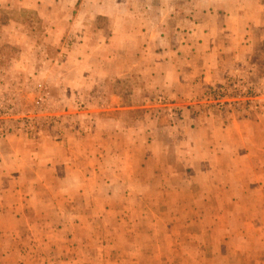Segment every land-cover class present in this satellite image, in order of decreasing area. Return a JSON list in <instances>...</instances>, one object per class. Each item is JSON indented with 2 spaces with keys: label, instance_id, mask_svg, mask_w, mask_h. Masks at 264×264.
Returning <instances> with one entry per match:
<instances>
[{
  "label": "crops",
  "instance_id": "0c3cea01",
  "mask_svg": "<svg viewBox=\"0 0 264 264\" xmlns=\"http://www.w3.org/2000/svg\"><path fill=\"white\" fill-rule=\"evenodd\" d=\"M55 2L0 0V99L39 97L38 84L53 81L48 73L47 81L40 78V66L49 67L53 60L42 53L26 18H54ZM110 3L109 11H98V35L105 38L98 52L106 53H98L93 80L86 85L79 73L62 81L66 106L93 90L98 107L81 111L70 106L65 113L79 114V122L64 125L62 135L0 139V258L6 255L13 264H90L92 259L98 264V225L117 227L121 207L134 209L131 202L143 183L154 184L153 193L164 200L188 192L185 183L190 193L195 187L202 195L198 203L193 201L199 208V202H208L206 194H243L246 178L264 177L263 111L224 122L215 116L195 118L188 108L196 96L232 77L264 87V0ZM48 28L46 33L55 32ZM7 49L16 55L3 57ZM90 63L77 60L84 68ZM162 104L181 111L182 118L169 128L171 136L148 116ZM233 134L234 141L229 139ZM163 147L177 151L169 155ZM136 153L146 163L159 157L162 169L138 174L144 161ZM247 161L257 164L247 171ZM231 162L244 165L232 172L240 180L236 188L222 180L232 176L226 166ZM201 165L214 168L221 179L217 189L204 184L214 174L199 170ZM142 203L147 209L156 207L144 196ZM159 208L169 209L164 203Z\"/></svg>",
  "mask_w": 264,
  "mask_h": 264
},
{
  "label": "rangeland",
  "instance_id": "374dc122",
  "mask_svg": "<svg viewBox=\"0 0 264 264\" xmlns=\"http://www.w3.org/2000/svg\"><path fill=\"white\" fill-rule=\"evenodd\" d=\"M110 1L56 0L54 9L51 8L57 15L54 18L45 20L37 14L27 16L28 24L33 27V38L44 49L42 53L44 51L45 55L53 60V64L49 67L40 66L38 69L40 78L47 81L45 74L48 73L49 79L53 81L45 82L46 85H43L42 82L38 84L39 97H23L19 101L15 97L0 99V103L10 105L12 116L23 117L21 121L15 118L8 120L6 124L10 132L0 139H5L13 134H24L27 137L36 134L38 137L62 135L64 125L71 122L75 125L76 122H79L77 119L79 114L72 113L73 111L65 113L70 109V106L81 111L94 110L98 107V93L93 90H87L91 97L72 98L70 105L66 106L65 100L68 97L63 92L62 81L64 76L68 78L71 76L73 79L74 75L79 73H83L86 85L90 80H93L91 76L95 70L98 71V53L100 56L106 53L105 51L98 52V43L105 40L103 35H98V11L100 12V8L101 11H109ZM104 19H107V24H109V18ZM50 26L55 30L53 34L46 33ZM60 29H63L64 32L60 33ZM2 54L7 59L16 55L15 51L11 49L4 50ZM78 58L89 59L90 66L84 68V66L78 65ZM240 78L244 79L241 76L232 77L220 87L196 96L192 104L188 106L191 115L195 118L215 116L219 120L227 122L228 119L239 120L252 111L264 112V87L258 89L255 82L246 78L261 94L262 99L257 104H252L247 110L233 105L218 110L206 104L214 91L225 87L230 80ZM95 85L91 84V87ZM165 104H162V108L153 109L155 112H150L148 116L159 121L158 127L162 128L164 132L168 131L167 135L171 136L174 133L169 130L174 128L175 119L180 120L182 116L180 110L164 106ZM166 107H170V110L164 111L167 109ZM260 113L264 115V113ZM230 137L232 138L229 139L234 141L236 135L233 134ZM162 150L171 155L175 154L177 148L170 151L163 147ZM143 152H141L142 155ZM234 153L238 156L240 150L235 149ZM137 154L136 159L139 158L140 161L146 159L141 154ZM145 161L143 169L137 170L138 174L146 175L149 170L152 172L158 166L160 169L156 171L157 173L162 169L161 165L163 164L159 157L155 158L153 162L146 163ZM227 164L231 167L229 170L231 174L240 171L244 166L241 162L226 163V166ZM256 164L247 161L245 163L247 171H250ZM263 165L264 159L262 160ZM211 167H214V164ZM147 168L149 169L147 170ZM203 168L207 169L208 173H215L214 168L211 170L208 165H201L199 170ZM232 168L235 170L231 171ZM201 179L202 177L198 178L199 183H201ZM205 179L204 184L209 189H217L221 180L215 174ZM222 180L231 188H236L240 182L233 174ZM142 181L144 180L142 179ZM262 181H264V177L246 178L243 194H206L204 196L209 199V203L201 201L198 205L199 208L194 207L193 201L198 203L202 195L195 187L190 188L193 189V192L190 193L189 186L185 183L183 188L188 192L179 195L180 198L172 193L166 196L167 200H164L162 196L153 193L154 184L150 186L148 182L143 183L138 188L140 192L134 194V202H131L134 209L128 212L124 207H121V216L118 215V217L123 219L119 220L117 227L98 225V264H264V184ZM172 182L174 183V179ZM172 182L168 183V189ZM195 186L198 187L197 184ZM141 188L143 192H141ZM116 196L120 198L125 195L117 194ZM143 196L147 202L154 201L156 207L144 208ZM180 199L183 203L178 202ZM228 200L230 202L227 207L230 208H225ZM162 203L169 209L159 208ZM222 205L224 208H218ZM203 206L206 207L203 208ZM0 264H13V261L5 255L0 258ZM90 264H94V259Z\"/></svg>",
  "mask_w": 264,
  "mask_h": 264
},
{
  "label": "built area",
  "instance_id": "2783aa9c",
  "mask_svg": "<svg viewBox=\"0 0 264 264\" xmlns=\"http://www.w3.org/2000/svg\"><path fill=\"white\" fill-rule=\"evenodd\" d=\"M261 99L258 89L245 78H240L230 80L225 87L214 91L211 98L209 97L206 101V104L218 110L229 108V105L237 108L240 106L247 110L252 104H257ZM11 118H15L18 121L23 119L19 115L12 116L10 105L0 103V137H5L10 132L6 123Z\"/></svg>",
  "mask_w": 264,
  "mask_h": 264
}]
</instances>
